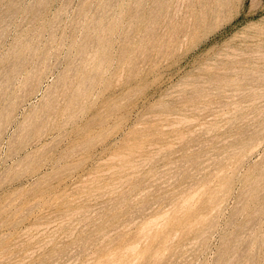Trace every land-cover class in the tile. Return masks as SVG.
Returning <instances> with one entry per match:
<instances>
[{"label": "rangeland", "instance_id": "1", "mask_svg": "<svg viewBox=\"0 0 264 264\" xmlns=\"http://www.w3.org/2000/svg\"><path fill=\"white\" fill-rule=\"evenodd\" d=\"M0 264H264V0H0Z\"/></svg>", "mask_w": 264, "mask_h": 264}]
</instances>
